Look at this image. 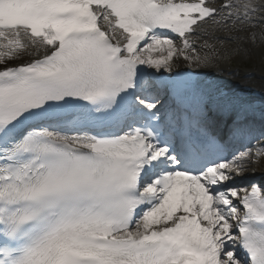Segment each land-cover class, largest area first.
I'll list each match as a JSON object with an SVG mask.
<instances>
[{"label": "snow or ice", "instance_id": "obj_1", "mask_svg": "<svg viewBox=\"0 0 264 264\" xmlns=\"http://www.w3.org/2000/svg\"><path fill=\"white\" fill-rule=\"evenodd\" d=\"M258 53L264 0H0V264H264Z\"/></svg>", "mask_w": 264, "mask_h": 264}, {"label": "bare ground", "instance_id": "obj_2", "mask_svg": "<svg viewBox=\"0 0 264 264\" xmlns=\"http://www.w3.org/2000/svg\"><path fill=\"white\" fill-rule=\"evenodd\" d=\"M207 38V37H205ZM209 71V70H200ZM232 73H238L233 76ZM211 78L218 81L226 88L239 87L243 90L242 100L251 106L253 110L261 113L264 111V74L256 70L230 69L229 66L223 68V74L217 75L214 70L210 72ZM247 74H251L252 79L246 80ZM259 178L258 175H253Z\"/></svg>", "mask_w": 264, "mask_h": 264}, {"label": "rangeland", "instance_id": "obj_3", "mask_svg": "<svg viewBox=\"0 0 264 264\" xmlns=\"http://www.w3.org/2000/svg\"><path fill=\"white\" fill-rule=\"evenodd\" d=\"M237 68L244 70H256L264 74V63L260 61L259 53L257 54V57L252 60L243 63L235 62L230 66V69ZM249 175H258L259 178L264 177V160H262L259 165L254 166V171L250 172Z\"/></svg>", "mask_w": 264, "mask_h": 264}]
</instances>
